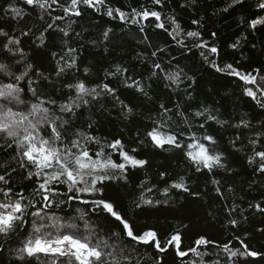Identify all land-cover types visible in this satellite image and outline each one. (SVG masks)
Wrapping results in <instances>:
<instances>
[{"label": "snow or ice", "instance_id": "obj_1", "mask_svg": "<svg viewBox=\"0 0 264 264\" xmlns=\"http://www.w3.org/2000/svg\"><path fill=\"white\" fill-rule=\"evenodd\" d=\"M22 3L28 10L9 5L3 9L5 15L19 22L31 16L32 11L39 10L37 19L42 22V27L37 29L38 35L31 41L32 51H26L24 47V38L31 39L34 35L32 26L26 24L20 28L19 35L0 28V149L13 152L10 159L0 162V264H143L148 248L156 253L152 257L154 264H163V254L179 258V264H208L204 257L210 253L199 249H208L213 244L219 251L211 254L220 256L223 253V264H260L264 261V252L251 249L245 242L247 233L241 238L240 231L242 223L248 220L243 215L245 211L254 209L255 213L264 216V201L249 203L248 208L240 209L239 213V204L234 202L232 206H226L227 219L222 221V226L230 231L232 241L239 242L238 246L231 241L216 244L201 235L194 240V246L184 250V234L180 230L161 235L154 228L136 226L129 211L138 215L159 209L161 204H169L167 199L160 201L148 195L156 185L150 183L151 177L147 174L152 166L150 159L143 157L161 153L179 155L190 174L210 175L212 191L224 199L222 182L215 177L220 171L229 174L233 171L231 160L221 141L207 131L198 134L193 128L205 129L208 121L221 127L228 122L219 120L205 107L192 113L194 119L203 118V122L195 124L177 101L174 109L160 103L157 117L146 118L150 126L144 127L142 133L138 129L131 145H126L122 136L109 141L92 134L90 130L96 120L92 119L91 109L96 104L100 105L98 111H103L106 110L104 102L111 101L113 108L119 109L118 115L123 121H129L136 112L130 103L121 99L118 88L104 79L94 86L81 79L75 82L64 79L79 68L77 49L69 47L68 40L63 38L70 37L72 25L77 22L74 18L82 17L85 10L101 12L103 9L111 19L118 18L122 23L138 26L140 42L154 48L151 52L154 58L167 48L153 44L143 21L153 23L155 29L166 33L181 49V55L191 48L200 49L202 62L216 73L235 78L243 96L259 111L255 123L252 119H242L232 125L238 131L229 140V145L235 153L248 148L251 154L244 152L246 164L261 180H264V68L242 71L233 63H218L220 49L203 40L200 31H185L174 15L167 18L171 27H166L161 12L155 10L156 6L164 7V0H150L152 8L141 6L130 12L112 8L106 0H22ZM190 3L195 5L197 0H190ZM247 4L248 0H230L222 11L243 9ZM53 6L63 15L53 17L52 12L56 10ZM45 16L50 17V22ZM202 20L203 17L193 19L191 23L200 26ZM57 21H67L66 27H60ZM241 22L253 33L264 28V0H256L254 15L247 21L242 17ZM54 31L62 33L66 51L63 55L52 52L55 68L46 71L31 56L36 50L47 47L46 34ZM80 35L76 33L77 37ZM211 36L215 39L217 33L212 32ZM247 38V35L237 38L228 47L235 51ZM118 39L112 28H106L100 43L107 45ZM189 39L193 42L191 46L187 43ZM167 63L172 65L171 71L154 60L149 79L162 75L167 82L165 87L173 92L185 81L189 82V88L196 83L195 76L181 67L178 57L172 56ZM88 72L86 68L84 74L87 76ZM127 72L126 68L116 65L104 76L122 77L120 86L152 99L147 87ZM191 98V93H187L185 99ZM84 110L89 113L88 130L77 126ZM92 145H96L95 150ZM138 170L145 172V178L135 186L139 192L128 193L130 177ZM154 175L165 183L161 189L165 197L171 190L188 193L194 198L201 196L199 189L193 191L189 186L187 176L182 175L169 183L167 170ZM112 183L121 184L131 195L127 209L118 208L115 201L106 196ZM252 187L250 182L248 188ZM227 191L234 193L235 189L229 186ZM188 227L183 225V228ZM256 230L264 234V227ZM141 248L145 249L144 253ZM211 264H221V259Z\"/></svg>", "mask_w": 264, "mask_h": 264}, {"label": "trees", "instance_id": "obj_2", "mask_svg": "<svg viewBox=\"0 0 264 264\" xmlns=\"http://www.w3.org/2000/svg\"><path fill=\"white\" fill-rule=\"evenodd\" d=\"M106 2L108 6L119 8L125 12H130L132 8L139 9L141 6L153 7L150 0H106ZM229 2L230 0H197V3L192 5L190 0H164V7L156 6L155 10L161 12L162 21L166 27H171L167 18L174 15L185 31H200L203 40L208 41L210 44L214 43L220 49L217 58L218 63H233L242 71H251L255 67L264 68V28H260L253 33L246 23L241 22L242 17L244 21H247L254 15L256 0H248V4L243 9L238 7L225 13L222 9ZM182 4L187 6L181 7ZM9 5L28 10L22 0H0V28L15 31L19 35L20 28L25 27L26 24L32 26L34 35L31 39L24 38L25 50L32 51L34 45L31 41L35 39V35H38L37 29L42 27V22L37 19L39 10L32 11L31 16L18 22L11 19L10 15H5L3 9L8 8ZM53 7L56 9L52 12L53 17L63 15L59 8ZM201 17H203V20L200 26L191 23L193 19L199 20ZM74 19L77 22L72 25L70 37L63 39L68 40L69 47L77 49L75 55L78 56L79 71L73 70L64 79L69 82H75L76 79L85 80L89 86H94L104 79L113 87L118 88L121 99L130 103L136 112V115L129 121H123L119 118V109L113 108L111 101L104 102L106 110L103 111H98L100 105L96 104L91 109L92 119L96 120L95 126L90 130L92 134L106 138L109 141L122 136L124 143L131 145L135 141L136 131L139 129L142 133L144 127L150 126V122L146 118L148 116L157 117L160 103L174 109L177 101L180 102L195 124L203 122V118L194 119L192 113L205 107L211 109V114L219 120L228 122L221 127L213 121H208L205 129L193 128V131L198 134L207 131V133L212 134L221 141L225 154L231 160L233 171L230 174L220 171L215 177L222 182L223 200L212 191L213 186L210 183L212 177L210 175L190 174L179 155L161 153L143 157L150 159L152 166L147 170V174L151 177L150 183L156 185L154 191L148 195L160 201L167 199L169 204L168 206L161 204L159 209H152L138 215H133L129 211V217L138 228H154L161 235L165 232L171 234L176 230H180L184 234L182 241L184 250L194 246V240L201 235L216 244L231 241L238 246L239 242L232 241L230 231L222 226V221L226 222L227 219L226 206L230 207L234 202L239 204L240 208L237 209V213H239L240 209H247L249 203L254 204L264 201V180H261L258 175H253L252 169L247 166L244 158V152L251 154L248 148L245 147L242 152L235 153L232 152L229 145V140L238 131L232 125L242 119H252L255 123L256 119L259 118V111L255 109L253 102L243 96L240 87L234 82L235 78L216 73L214 69L204 64L200 57V49L191 48L190 51H186L184 55H181V49L174 45L171 38L162 30L155 29L154 24L149 21H143L142 23L145 26L146 33L152 37L153 44L167 48L166 52L158 53L155 58L151 56L154 48H149L146 44L140 42L141 33H139L138 26L122 23L118 18L111 19L104 14L103 9L101 12L85 10L82 17ZM45 20L50 22V17L45 16ZM57 24L60 27H66L67 21H57ZM106 28H112L115 36L120 39L107 45L101 44L102 32ZM77 32L81 33L79 37L76 36ZM212 32L217 33L215 39L211 36ZM244 35H247L248 38L246 41H242V47L235 51L228 47L237 38L242 39ZM46 36H48L47 47L33 52L31 59L41 65L44 70L53 71L55 60L52 59V52L63 55L66 49L62 43V33L54 31L50 35L46 34ZM92 41H96V43L93 44ZM166 41L167 43H165ZM187 43L191 46L193 42L189 39ZM253 44L256 45L255 48L252 47ZM172 56L178 57L181 67H185L190 75L195 76L196 83L191 88L188 87L189 82L185 81L173 92L165 87L167 82L162 78V75L149 79L150 73L153 71V61L162 63L166 69L171 71L172 65H169L167 61ZM174 64L175 61H173ZM116 65L126 68L128 76L141 81L147 87L152 99L142 96L134 89L120 86L122 77L106 78L104 73L114 70ZM86 68L89 69L87 76L84 74ZM53 78L55 79L54 75ZM187 93H191V99H185ZM88 115V111L84 110V115L77 121V126L83 130H88ZM91 147L95 150L96 145ZM12 154V150L4 151L0 149V162L10 159ZM163 170H167L169 173L167 177L169 183L182 175L187 176L189 186L193 191L199 189L201 196L194 198L188 193H180L176 190H171L168 197L163 196L161 189L166 185L154 175V173ZM144 178V170H138L132 175L130 184L127 186L128 193L135 192L138 194L139 189L135 186ZM206 182L207 187H205ZM250 182L253 184L251 189L248 188ZM229 186L235 189L234 193L227 191ZM128 193L121 184L112 183L106 196L112 198L118 208L127 209L132 198ZM233 215L237 219H241L236 213ZM243 215L247 216L248 220L242 223L241 238H244L243 233L246 232L245 242L249 247L255 251L264 252V234L256 230L264 227V216L255 213L254 209L245 211ZM185 224L189 227L183 228ZM199 251L210 253L204 257L208 264L216 259H221V264H223V253H220V256L211 254L219 251L215 244L209 246L208 249L202 247ZM141 252L144 253L145 249L141 248ZM154 255H156L154 250L148 248L144 255L143 264H154L152 260ZM192 258L195 259V257ZM163 264H179V258L174 257L172 254H163ZM260 264H264V261H260Z\"/></svg>", "mask_w": 264, "mask_h": 264}]
</instances>
